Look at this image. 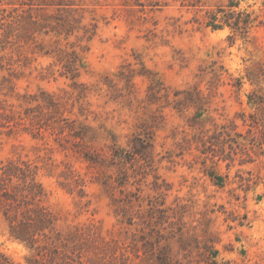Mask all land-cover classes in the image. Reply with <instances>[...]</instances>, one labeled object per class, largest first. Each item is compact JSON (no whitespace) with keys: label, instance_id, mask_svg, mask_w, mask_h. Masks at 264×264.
<instances>
[{"label":"rangeland","instance_id":"374dc122","mask_svg":"<svg viewBox=\"0 0 264 264\" xmlns=\"http://www.w3.org/2000/svg\"><path fill=\"white\" fill-rule=\"evenodd\" d=\"M0 0V161L51 214L0 208V264H264V0ZM248 76L253 78L249 80Z\"/></svg>","mask_w":264,"mask_h":264},{"label":"trees","instance_id":"16d2710c","mask_svg":"<svg viewBox=\"0 0 264 264\" xmlns=\"http://www.w3.org/2000/svg\"><path fill=\"white\" fill-rule=\"evenodd\" d=\"M226 6H219L216 11L206 12L207 27L222 29L229 27L236 32H246L252 27L258 16L245 10L236 11L239 1L228 0ZM264 24V20L259 21ZM252 80L251 76H248ZM45 197L41 184L36 180V172L28 165L23 167L12 161L4 164L0 161V208L9 222L10 235L15 240L35 245V235L49 229L53 223L52 214L38 204Z\"/></svg>","mask_w":264,"mask_h":264}]
</instances>
